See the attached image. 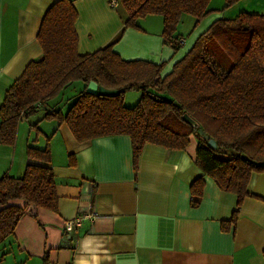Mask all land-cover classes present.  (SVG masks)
Listing matches in <instances>:
<instances>
[{
    "label": "crops",
    "instance_id": "crops-1",
    "mask_svg": "<svg viewBox=\"0 0 264 264\" xmlns=\"http://www.w3.org/2000/svg\"><path fill=\"white\" fill-rule=\"evenodd\" d=\"M57 1L0 0V105L26 66L42 58L36 36ZM110 2L73 0L78 54H92L116 41L112 50L121 60L160 65L161 79L213 22L240 13L264 15V0H239L222 14H209L201 21L202 30L188 39L179 33L183 44L174 51L164 44L162 17L148 16L138 21V29H124L123 11ZM184 16L191 26L194 19ZM52 105H40L20 120L14 145L0 144V178L22 177L32 163L26 149L48 147L57 210L11 201L9 206L24 208V215L0 245V264H264V174H252L250 197L243 200L235 223H228L237 197L219 190L198 168L196 138L180 151L145 144L135 170L128 136L78 143L65 123L44 119L42 110L57 111ZM201 177L202 197L192 207L190 186ZM89 213L97 218L84 219L79 229L65 233L64 222Z\"/></svg>",
    "mask_w": 264,
    "mask_h": 264
},
{
    "label": "trees",
    "instance_id": "trees-1",
    "mask_svg": "<svg viewBox=\"0 0 264 264\" xmlns=\"http://www.w3.org/2000/svg\"><path fill=\"white\" fill-rule=\"evenodd\" d=\"M210 1L119 0V7L124 29H138V21L148 16L162 17L164 44L177 51L176 29L182 16L192 17L195 28L211 13ZM237 1L226 0L221 11ZM76 20L73 0H58L44 15L36 36L42 58L26 66L0 105V144L14 145L18 123L34 113L36 104L47 106L64 88L82 82L85 87L65 114L47 110L44 119L65 123L78 143L128 136L135 170L145 144L180 151L196 138L198 168L219 190L237 197L228 222L235 223L243 200L250 197V177L264 174V15L240 13L213 22L163 79L160 65L121 60L112 50L116 41L79 55ZM89 82L124 93L139 91L141 97L129 108L123 104L124 93L114 98L86 93ZM184 114L197 123L196 128L182 121ZM197 128L214 140V149L197 136ZM26 157L32 163L22 177L0 178V245L24 215V208L9 206L11 201L57 210L49 148L28 147ZM203 187V177L190 186L192 207L199 205Z\"/></svg>",
    "mask_w": 264,
    "mask_h": 264
},
{
    "label": "rangeland",
    "instance_id": "rangeland-1",
    "mask_svg": "<svg viewBox=\"0 0 264 264\" xmlns=\"http://www.w3.org/2000/svg\"><path fill=\"white\" fill-rule=\"evenodd\" d=\"M225 4H226V0H211L210 4H209V9L214 7V8H218L220 10L217 13H214V12L210 13L209 16H212L213 14H222L223 12H225L228 8L225 9L224 11H221ZM184 17H186V19H191V17L187 16V15ZM203 20H202V22H203ZM202 22L197 24V26L194 28V21H193V24L191 26H189L187 24V22L183 21V19H182L180 21V23L178 24V27L176 29V34L181 33V34H183V36H185V38L188 39L191 36L190 35L191 32L194 33L195 31L202 30ZM82 86H83L82 82H75V83L67 86L66 88H64V90L60 93V95L56 99L50 101L51 103H54V105H52V106H56V107H54V110H57L59 112L66 111V109L70 106V104H72L74 98L77 96V94L79 92L78 88L82 87ZM140 96H141V92H139V91H127L123 94L122 100H124L126 98L124 105L133 107L136 104L135 103L136 101L134 102V99H137V98L139 99ZM130 98H132L133 101H129ZM55 103H57V104L55 105ZM45 113H46V111H44V110L41 111L42 115H44Z\"/></svg>",
    "mask_w": 264,
    "mask_h": 264
},
{
    "label": "water",
    "instance_id": "water-1",
    "mask_svg": "<svg viewBox=\"0 0 264 264\" xmlns=\"http://www.w3.org/2000/svg\"><path fill=\"white\" fill-rule=\"evenodd\" d=\"M124 91H125L124 89H115V90L105 89L101 86H98L94 82H89L85 88V92L90 95H93V96L98 95L101 97H108V98L117 97L120 94L124 93ZM182 121L192 128L197 127V123L187 114H184L182 116ZM196 134L201 140L207 143V146L209 148L214 149L216 147L214 140L209 139L202 129L197 128Z\"/></svg>",
    "mask_w": 264,
    "mask_h": 264
},
{
    "label": "built area",
    "instance_id": "built-area-1",
    "mask_svg": "<svg viewBox=\"0 0 264 264\" xmlns=\"http://www.w3.org/2000/svg\"><path fill=\"white\" fill-rule=\"evenodd\" d=\"M110 5L112 7L116 8L119 5V3L116 0H111ZM178 44L181 46L183 44V40L178 39ZM39 106H40L39 104H36L35 108L37 109V108H39ZM96 218H97L96 215H94L92 213H89L87 215H81V216H78L72 220L64 222L63 229H64L65 233H71V232L76 231L77 229H79L82 226V222L84 219L92 221Z\"/></svg>",
    "mask_w": 264,
    "mask_h": 264
}]
</instances>
